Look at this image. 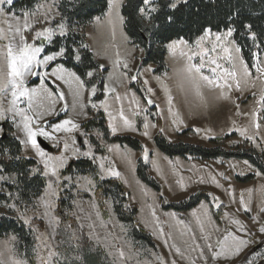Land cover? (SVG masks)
<instances>
[{
  "label": "rangeland",
  "instance_id": "rangeland-1",
  "mask_svg": "<svg viewBox=\"0 0 264 264\" xmlns=\"http://www.w3.org/2000/svg\"><path fill=\"white\" fill-rule=\"evenodd\" d=\"M58 2L59 0H39L32 10L15 14L7 11L10 4L5 0L3 4H0V8L4 9V12L0 14V29L7 30L9 24H15L16 18H19L22 25L25 12L38 13L41 23L26 29V37L29 36V33L31 36H35L36 31H42L45 27L53 30L50 40L43 37L35 40L28 38L29 43L37 46L42 45L39 59L58 51L46 52V46L51 44L53 37L61 35V25H63V35L70 32L77 33L81 36L80 40L85 43L91 52L93 59L98 62L99 66L103 65V68L106 69L103 78L102 97L94 99L96 94L99 93L97 81L92 84L96 85V92L90 97L89 92L92 85H85L82 90L83 94L79 98V102L84 104V108L80 109L77 106L74 109L72 105L76 90L75 83H65L64 80L54 82V78L50 75L44 78L45 86L49 89H57L58 93L62 92L65 99H56L54 114L44 117L40 121V126L52 132V124L69 118L79 125V128L73 130L71 134H66L63 131L54 132L53 135L59 143H57V140L40 137L52 146L49 151L43 149L48 154L60 155L61 151H64L67 162L64 168L60 170V176L62 178L70 177L71 179H61L55 186L57 194L52 198L55 206L48 209L49 215L45 216L44 203L40 198L45 195L48 179L38 195L30 199H18L8 187L9 184L15 182V175L13 173L0 174V176L6 177V179L0 180V195L3 196L0 197V213L10 214L19 218L23 223L21 217L28 218L29 223L26 225L32 228L35 237L33 258L32 262H29L20 257L15 251L14 235L0 236V261L3 264H12V260L20 259L26 261V264H41L42 260L49 259L48 254L51 251L56 253V256L51 258V264H59L67 252L71 254V246L76 245L81 235H84L92 247L104 252L111 264H160L157 257H162L164 264H172L173 260L176 264H193V261L195 264H248L249 260L251 264H264V233L259 232V228L264 225V213L260 211L261 208H264V194L259 191L261 186H264V175L257 176V169L249 163L245 164L246 160L242 159L169 157L161 153L153 141L156 132L160 131L168 141L181 140L206 147L212 146L216 142L224 148L242 145L254 147L264 154V119L260 121L259 134L254 136L255 142L248 140L246 136H241L240 132L237 131V129L245 127L249 129V135H253L256 131L251 126L250 116L237 114V106H239V112L241 113H250L255 107V100L259 97L261 87L264 85L256 79L258 74L252 65L259 62L261 66H264V52L256 55L252 65L248 66L252 78L247 85H242V91H237L235 88L230 91L225 90L226 97L222 98L218 89L210 90L207 86L202 85L203 99H201L195 95L194 90L185 79V74L182 71L185 62L179 58L178 53L174 56L173 53L169 52L167 44L171 41L166 44L164 58L166 69L163 72L154 73L152 64L139 67L143 51L140 47L130 43L123 29V24L119 22L116 14L117 8L115 6H118L119 16H122L121 6L124 0H111L114 5L111 11L109 0L104 14L94 17L84 27H70L60 16L57 8ZM229 41H234L232 36ZM0 43H7V41L0 40ZM205 46L210 48L211 44ZM227 46L231 47V43ZM235 46L238 47L236 42ZM75 50L76 55L78 48H75ZM117 53H119L121 61L118 68L114 67ZM236 55L233 50V56ZM238 55L242 57L241 52ZM62 57L57 56L55 60L35 67L33 70L37 73L50 74L53 68L60 65L68 71H73L62 63L56 62ZM124 62H127V68L123 67ZM193 62L199 63V59L194 58ZM220 63H223L226 67L228 66L226 61H220ZM202 72L205 75H211L208 67L202 69ZM124 73H127V75L125 76ZM94 75H96V71H94ZM132 76H136L137 79L132 80ZM65 79L68 78L65 77ZM34 80L35 82H32ZM29 81L28 87L40 86L38 76L30 77ZM133 83L143 89L146 99H143L136 92ZM105 84H108L110 88H114L115 92L105 94ZM149 88L152 89V92H148ZM253 92H256V97L252 95ZM132 94H135L141 105L140 114L136 117H131L129 111L130 107H135L130 105ZM117 95L121 97L120 101L115 99ZM169 97H171V105L168 102ZM8 99L10 100L11 97L9 96ZM106 99L108 111L114 115L123 107L125 114L134 119L135 130L125 129L114 134L111 132L108 127L109 116L104 107L100 106L101 101ZM148 99H151L153 103L148 104ZM25 101L26 98H21L17 102L18 106L27 107ZM65 105H67L66 108ZM92 105H96V107ZM8 106L7 101L0 103V108L7 109ZM45 106H47V102H45ZM170 108L172 112L169 111ZM61 109L64 110L61 111ZM89 109L103 112L111 135L132 136L140 141L142 150L136 151L118 142H107L97 129L83 128L81 124L89 118ZM172 113L178 114L179 120L183 122L178 121L174 124L173 120L176 119V116ZM58 116H61L58 120L50 122ZM145 116H147L150 125L147 129L148 136L143 135ZM152 116L159 118V127L156 126ZM44 121H47V123H44ZM2 123L4 126L9 124L12 129L7 131V134L20 141L22 146L21 156L32 158L38 163L40 158L35 154V150L30 145L26 146L22 143L26 137L20 127V118L17 117L14 122L12 113H6L4 118L0 119V135L2 134ZM151 125H155V127H151ZM196 129H200V131L197 132ZM206 129H211V132H206ZM89 135L98 138L99 146L103 151H95L94 146L89 141ZM73 138L75 139V145H72L73 148L79 147L80 151L83 152L87 151L90 145L93 156H74L72 155V148L65 151L64 140H68L71 144ZM214 139H217V141L213 142ZM85 141L88 143L85 144ZM109 146H112L111 151L108 150ZM144 149H147L149 153L147 159L144 157ZM80 158H88L95 163L98 170L97 176L100 179L116 178L120 181L127 192L126 205L136 208L135 226L151 237L152 245L132 238L130 234L131 227L117 218L111 198L97 193L96 183L92 175L66 170L67 163L70 160ZM101 158L105 159L102 160ZM138 158H141L148 165V173L158 182L159 191L148 187L137 177L136 161ZM153 161H155V164ZM101 163L104 164V169H101ZM38 165L41 166V173H43V165L40 163ZM108 168H114L120 175L117 177L109 174L107 172ZM220 173H223V176ZM248 174H253L250 180L242 181L238 179ZM210 176H215L222 186L216 187L211 182ZM181 177H183L185 183L183 189L176 183ZM201 178L204 179V183L200 182ZM89 181H91V184H89ZM229 185H231V188H229ZM247 188L254 189V192L249 209L245 211L239 200L241 191ZM145 191L148 195H144ZM198 192H203L208 197L188 210L175 211L166 209L163 206L165 203L182 201L189 195ZM230 192L231 195H229ZM213 196L218 197L219 200H213ZM245 197L247 198L246 192ZM202 202L207 207L210 221L208 217L203 215V210L200 208ZM93 204L95 207H93ZM153 210L160 222L158 226L152 215ZM194 211L200 217L204 228L203 232L200 230V224L197 223V216L192 214ZM97 213H99V217ZM172 213L175 214V218L170 215ZM226 213L227 215H225ZM52 218H56V221L54 222ZM181 220L184 221V224L177 223ZM233 220H239L240 224L232 223ZM241 225H243L242 228ZM160 229H163L164 235H160ZM226 230L246 241H251V243L247 244L238 255L224 253L212 259V253L207 249L206 244L211 243L213 250L218 251L219 245L217 242L223 239ZM204 236L209 237L207 242L204 240ZM173 245L179 247L181 252L177 253ZM196 245H200V248H196ZM117 249H123L126 256L131 258L121 261L117 256ZM201 250L204 251V258L199 255ZM245 253H248V255L245 256Z\"/></svg>",
  "mask_w": 264,
  "mask_h": 264
},
{
  "label": "trees",
  "instance_id": "trees-1",
  "mask_svg": "<svg viewBox=\"0 0 264 264\" xmlns=\"http://www.w3.org/2000/svg\"><path fill=\"white\" fill-rule=\"evenodd\" d=\"M39 0H13L7 11L20 14L22 11H30ZM109 0H59L57 8L61 18L70 27H84L94 17L102 16L108 6ZM160 5L159 11L153 14L151 21H144L138 15L140 0H124L121 6V13L124 18L123 29L131 44L140 47L143 51L139 67L152 64L154 73H161L166 69L164 58L166 54V44L171 40L184 37L190 43L202 34L204 27H211L213 31H224L227 27H233L235 31L232 38L240 48L243 60L251 66L256 55L264 52V0H187L186 3L178 5L173 10L166 5L169 0H157ZM88 4V8L82 7ZM173 16V22L169 23L167 17ZM231 16V19L229 17ZM251 24V32L256 33V39L251 38V33L244 27ZM81 36L70 32L67 35H56L51 44L46 46V52L57 51L61 47L65 49V55L56 62L62 63L67 68L72 69L77 75L86 81V86H91L96 82L99 93L94 99L102 97V86L105 68H100L98 62L93 59L91 52ZM75 48H78L80 60H75ZM53 65V63H51ZM94 70V77L84 75L87 71ZM32 82H35L32 81ZM136 92L146 99L144 91L136 83L132 84ZM61 116L50 120L56 121ZM156 126H160L158 117L152 116ZM85 129L95 128L103 139L107 142H118L121 145L141 151L140 141L129 135H111L107 127L103 112L89 109V118L81 124ZM6 132L11 130V126L6 124ZM90 143L96 152L103 151L99 146V140L93 135L88 136ZM156 148L166 156L186 157L191 156L200 159H242L246 160L258 172L264 175V154L254 147L236 145L232 148H224L216 143L206 147L200 144L187 143L181 140L168 141L164 135L158 131L153 137ZM54 150V149H53ZM22 146L19 140L6 133L0 139V174H14L15 182L9 184L12 194L18 199H30L38 195L46 184L47 178L41 173V166L32 159L21 156ZM56 151V149H55ZM32 167L38 168V172L31 173ZM66 170L78 173L90 174L96 183V191L99 195L109 196L112 201L113 210L117 218L128 224L130 234L133 239L140 240L152 245L151 237L139 230L135 226L136 208L128 206L127 192L120 181L116 178L100 179L97 175V167L91 159H72L67 163ZM65 170V171H66ZM136 175L141 182L148 187L159 191L158 182L148 173V165L141 158L136 161ZM253 174H248L242 181H248ZM2 198L3 196L0 195ZM208 196L203 192L189 195L186 199L170 204H163L164 208L175 211H184L192 208L202 199ZM125 205V206H124ZM123 207V208H122ZM125 207V208H124ZM12 234L15 236L14 249L18 255L29 262H32L33 249L35 243L34 233L29 225L23 223L19 218L10 214L0 213V236ZM76 245L71 246V254L66 256L59 264H111L104 252L92 247L84 235H81ZM77 257H82L78 260Z\"/></svg>",
  "mask_w": 264,
  "mask_h": 264
},
{
  "label": "snow or ice",
  "instance_id": "snow-or-ice-1",
  "mask_svg": "<svg viewBox=\"0 0 264 264\" xmlns=\"http://www.w3.org/2000/svg\"><path fill=\"white\" fill-rule=\"evenodd\" d=\"M5 0H0V4H3ZM187 0H169L167 3V7L170 9H177L178 5L181 3H186ZM8 4H12L13 0H7ZM83 8L87 9L88 4H83ZM114 5L112 4L111 0L109 3L110 11ZM117 8V17L119 22L123 24L124 18L119 16L118 6ZM160 5L158 4L157 0H140V6L138 7V15L143 20L151 21L154 16L153 14L159 11ZM4 12L3 8H0V14ZM24 20L23 24H20L19 18H16L15 24H9L7 30L0 29V40H6L7 43H0V103L7 101L8 108H0V119H3L5 114L10 112L13 115V121L17 117L20 118V127L23 133L25 134L26 139L22 141L26 146L30 145L32 149L35 150V154L40 158L38 163L43 165V173L42 175L48 179V183L45 188V195L40 198V200L44 203L45 212L44 215L48 216V209L54 207V203L52 202V198L56 196V185L59 183L61 179L70 180V177H61L60 170L64 168L67 162V156L64 155V151H61L60 155H50L46 151L43 150L41 144L38 142V137H44L46 139L57 140V138L53 135L54 132H61L63 131L66 134H71L73 130L79 128V125L75 123L71 118L61 120L59 123H55L51 125L52 132L45 130L44 127L40 126V121L43 120L44 117L53 115L55 112V103L56 99L64 100V94L62 92L57 91V89H49L45 86L44 78L46 76H51L54 78L55 81L64 80L65 83H75L76 90L74 93V102L73 108L75 109L79 106L80 109L84 108V104L79 102V98L82 96V90L85 88L86 81L81 78V76L77 75L76 72L68 71L63 66L58 65L56 68H53L51 73H37L33 69L43 64H47L49 61L55 60L57 56L65 55V49L61 47L57 52L52 55H45L43 59H39L40 53L42 51V45L37 46L36 44L29 43L28 38L35 40L39 37H43L46 40H50L53 34V30L50 28H43L42 31H36L35 36L26 37L25 30L30 29L35 24H40L41 20L38 13H28L25 12L23 14ZM231 19V16L229 17ZM167 21L169 23L173 22V16L169 15L167 17ZM244 27L249 30L251 33V38L253 40L256 39V33L251 32L252 25L245 24ZM61 28V35H63V25L60 26ZM235 29L233 27H227L226 31H213L211 27H204L202 34L199 35L194 42H189L184 37H179L177 39L171 40L170 43L167 44V48L169 52L173 53L174 56L177 55L179 58L184 61V67L182 69L183 73L185 74V79L187 80L188 84L194 90L195 95L203 99V93L201 91V86H207L210 90H219L220 97H226L225 90H232L235 88L237 91H242V85H247L249 80L252 78V73L249 70L248 65L245 63L242 57L238 54L240 53V48L235 46V42L229 41V38L232 36ZM214 37V39H213ZM231 43V47L227 46ZM206 44H211V47H206ZM86 47V46H84ZM233 50L237 54L233 56ZM255 59L256 54H253ZM80 55L77 53L75 55L76 60H80ZM194 58L199 59V63H194ZM220 61H226L228 66L226 67ZM121 64L119 53H117V59L115 61L114 67L118 68ZM103 69V65L100 66ZM124 68L128 67L127 62L123 64ZM208 67L210 69L211 75H205L202 72V69ZM253 68L256 69L257 77L256 79L260 80L262 85H264V66H261L259 62H256L252 65ZM84 75L91 78L94 77V71H87ZM126 76L127 73H124ZM32 76H38L40 79V86L39 87H28L27 84L30 82L29 78ZM67 77L68 79H65ZM132 80H136V76L131 77ZM159 79V78H157ZM147 83V81H145ZM255 86L253 82V87ZM105 94L108 92H115L114 88H110L108 84L104 85ZM96 92V85H92L91 91L89 92V97ZM148 92H152V89L149 88ZM252 95L256 97V92H253ZM11 97L9 100L8 97ZM21 98H26L27 107H19L18 101ZM117 101L121 100V97L117 95L115 97ZM45 102H47V106H45ZM169 104L171 105V97H169ZM148 104H152L153 101L151 99L147 100ZM130 105H134L135 107L129 108L131 112V117H136L140 114L141 105L139 103L138 98L135 94H132V98L130 100ZM96 107V105H92ZM104 107L105 112L109 116V124L108 127L111 132L114 134L117 131L131 129L135 130V121L129 115L125 114L123 107H121L117 113L114 115L112 112L108 111V104L107 99L105 101H101V105ZM67 105H65V108ZM238 112L237 114H242L245 116L251 117V126L254 130L253 135H249V129L239 128L237 131L240 132L241 136H246L248 140L255 142L254 136L258 135V130L261 128V119H264V86L261 87L259 97L255 100V107L251 110V112L241 113L239 112V106H237ZM64 109H61L63 111ZM172 112V109H169ZM176 116V119L173 120V123H177L178 121L182 123L183 121L179 120L178 114L172 113ZM144 128L145 131L143 135L148 136L149 133L147 129L149 128V122L147 120V116L144 118ZM47 123V121H44ZM234 123V122H233ZM151 127H155V125H151ZM163 131V129H161ZM197 132L200 129H196ZM206 132H211V129H206ZM57 143L59 141L57 140ZM88 142L85 141V144ZM75 145V139L71 140V144L68 140H64V150H69L72 148V155H81L86 157H92V149L91 146H88L87 151L81 152L79 147H72ZM118 147V146H116ZM109 151L112 150V146H109ZM149 153L147 149H144V157L147 159ZM102 160L105 158H101ZM155 164V161H153ZM171 163V161H169ZM245 164L248 162L245 161ZM101 169H104V164L101 163ZM2 170V169H0ZM38 168H32L30 171L31 173L35 174L38 172ZM107 172L113 176H119L120 173L116 171L114 168H108ZM223 176V173H220ZM257 176H260L261 173L257 172ZM6 177L0 176V180H4ZM227 179V177H225ZM210 180L216 187H221L219 181L216 179L215 176H210ZM201 183H204V179L201 178ZM176 183L180 186L181 189L185 187L184 179L181 177L176 181ZM91 184V181H89ZM231 188V185H229ZM262 194H264V186H261L259 189ZM245 192L247 193V198L245 197ZM254 189L247 188L241 191L239 203L241 207L244 208L245 211L249 209V204L251 203L252 194ZM144 195H148L147 191L144 192ZM231 195V192L229 193ZM213 200H219L218 197L213 196ZM219 206V205H217ZM93 207L95 205L93 204ZM151 207V206H149ZM200 208L203 210V215L208 217L210 221V217L208 214V210L206 205L202 202ZM261 213H264V208L260 209ZM193 216H197L196 212L194 211ZM153 217L156 220L157 226L159 225V219L155 216V211L152 212ZM172 218H175V214H170ZM227 215V213L225 214ZM99 217V213H97ZM25 224L29 223L28 218L21 217ZM53 221H56V218H52ZM103 224V222H101ZM179 224H184V221H177ZM197 223L200 224L201 232L204 231L203 224L200 220V217L197 216ZM232 223L240 224L239 220H233ZM123 227V226H121ZM243 225H241V228ZM189 231L191 229H188ZM260 233H264V225L259 228ZM183 235V233H181ZM160 235H164L163 229H160ZM170 238V237H169ZM15 239V237H13ZM39 239V238H38ZM204 240L207 242L209 240L208 236H204ZM219 250H213V245L211 243H207V249L212 253V259L224 254V253H231L232 255H238L243 250L244 247L251 243V241H246L239 236L234 235L231 231L226 230V235H224L223 239L219 240L218 242ZM175 251L180 253L181 250L179 247H176ZM196 248H200V245H196ZM111 254V253H109ZM49 259L42 260L41 264H51V258L56 256V253L49 252ZM201 258H204V251L201 250L199 253ZM248 253H245L247 256ZM117 256L120 258L121 261H125L126 259L131 258L130 256H126V253L123 249H117ZM78 260H82V257H77ZM160 260V264H164V260L162 257H157ZM0 264H3L0 261ZM12 264H26V261L15 259L12 260ZM172 264H176L175 260L172 261ZM193 264L195 262L193 261ZM248 264H251V261H248Z\"/></svg>",
  "mask_w": 264,
  "mask_h": 264
},
{
  "label": "water",
  "instance_id": "water-1",
  "mask_svg": "<svg viewBox=\"0 0 264 264\" xmlns=\"http://www.w3.org/2000/svg\"><path fill=\"white\" fill-rule=\"evenodd\" d=\"M1 127H2V134L0 135V139H3L5 136H6V130L4 128V124L2 123L1 124ZM38 142L41 144V147L44 149V150H51L52 149V146L50 144H48L45 140H43L42 138L38 137Z\"/></svg>",
  "mask_w": 264,
  "mask_h": 264
},
{
  "label": "flooded vegetation",
  "instance_id": "flooded-vegetation-1",
  "mask_svg": "<svg viewBox=\"0 0 264 264\" xmlns=\"http://www.w3.org/2000/svg\"><path fill=\"white\" fill-rule=\"evenodd\" d=\"M5 127V126H4Z\"/></svg>",
  "mask_w": 264,
  "mask_h": 264
}]
</instances>
